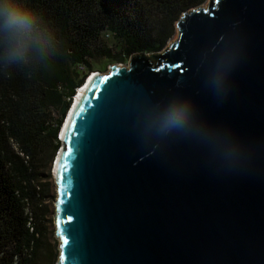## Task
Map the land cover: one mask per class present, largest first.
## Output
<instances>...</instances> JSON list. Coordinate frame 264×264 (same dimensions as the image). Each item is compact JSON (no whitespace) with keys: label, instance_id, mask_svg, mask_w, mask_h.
<instances>
[{"label":"water","instance_id":"water-1","mask_svg":"<svg viewBox=\"0 0 264 264\" xmlns=\"http://www.w3.org/2000/svg\"><path fill=\"white\" fill-rule=\"evenodd\" d=\"M176 28L78 93L52 167L56 264H264V0H209ZM175 103L189 124L162 131Z\"/></svg>","mask_w":264,"mask_h":264},{"label":"trees","instance_id":"trees-1","mask_svg":"<svg viewBox=\"0 0 264 264\" xmlns=\"http://www.w3.org/2000/svg\"><path fill=\"white\" fill-rule=\"evenodd\" d=\"M206 1L20 0L56 41L51 56L7 72L0 65V264H44L49 200L39 171L59 151L62 125L94 72L92 61L160 53L180 17Z\"/></svg>","mask_w":264,"mask_h":264},{"label":"clouds","instance_id":"clouds-1","mask_svg":"<svg viewBox=\"0 0 264 264\" xmlns=\"http://www.w3.org/2000/svg\"><path fill=\"white\" fill-rule=\"evenodd\" d=\"M55 41L53 32L42 18L20 0H0V65L5 72L13 67L27 66L34 58L53 55ZM82 88L83 86L77 90L72 105ZM189 121L188 105L175 103L163 114L160 127L162 131L183 129L188 126ZM58 138L61 140L60 134Z\"/></svg>","mask_w":264,"mask_h":264},{"label":"rangeland","instance_id":"rangeland-1","mask_svg":"<svg viewBox=\"0 0 264 264\" xmlns=\"http://www.w3.org/2000/svg\"><path fill=\"white\" fill-rule=\"evenodd\" d=\"M208 3H209V0H207L205 2V4H203L201 6L206 7V5ZM177 37H178V30L176 28V32H175L173 38H171V40L168 42L167 46L170 45V43H173L177 39ZM113 43H114V41H111L110 45H112ZM128 63H129V59L126 60L125 62H122V63H118V62L111 61V60H105V59H95L92 61V64L94 67V72L95 73L97 72L100 74H107L109 71V68L113 65L128 67ZM72 102H73V100H72ZM70 109H71V107H70ZM54 160H55V158L52 159L51 164L48 165V168H46V167L40 168L41 170L39 171L42 174V179H44V181L42 183H46L48 185L46 187V191L48 192L47 200H49V201L44 203V204H46V209H47V213H46V217H45V219L47 220V223H45V225H46L45 226L46 227V237H45L46 247L44 249V253H45L46 257H44V264H56L58 261V258L54 261V263H52V261H50L51 257L54 254H56V256L59 257V241L55 236V227L53 224L54 200L56 198V188H55L54 180L52 177V167H53ZM47 175H49V177L51 176V178L47 179L46 178ZM46 258L49 261H47Z\"/></svg>","mask_w":264,"mask_h":264},{"label":"built area","instance_id":"built-area-1","mask_svg":"<svg viewBox=\"0 0 264 264\" xmlns=\"http://www.w3.org/2000/svg\"><path fill=\"white\" fill-rule=\"evenodd\" d=\"M79 70H80V71H84V67L80 66V67H79Z\"/></svg>","mask_w":264,"mask_h":264},{"label":"bare ground","instance_id":"bare-ground-1","mask_svg":"<svg viewBox=\"0 0 264 264\" xmlns=\"http://www.w3.org/2000/svg\"><path fill=\"white\" fill-rule=\"evenodd\" d=\"M93 73H95V72H93Z\"/></svg>","mask_w":264,"mask_h":264},{"label":"snow or ice","instance_id":"snow-or-ice-1","mask_svg":"<svg viewBox=\"0 0 264 264\" xmlns=\"http://www.w3.org/2000/svg\"><path fill=\"white\" fill-rule=\"evenodd\" d=\"M65 243H66V241H65Z\"/></svg>","mask_w":264,"mask_h":264}]
</instances>
